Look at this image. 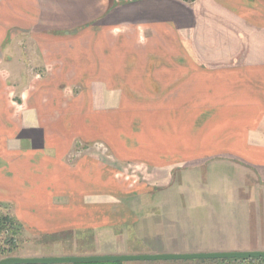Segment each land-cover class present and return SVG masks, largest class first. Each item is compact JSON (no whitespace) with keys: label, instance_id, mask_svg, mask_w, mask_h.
I'll return each mask as SVG.
<instances>
[{"label":"crops","instance_id":"crops-1","mask_svg":"<svg viewBox=\"0 0 264 264\" xmlns=\"http://www.w3.org/2000/svg\"><path fill=\"white\" fill-rule=\"evenodd\" d=\"M28 59L48 68L46 88L87 95L84 133L47 131L45 87L8 102L5 80ZM76 137L104 142L114 160L72 155ZM120 163L155 178L135 188ZM216 165L228 167L225 241L240 246L223 253L264 252V0H0V203L22 236L93 247L79 257L209 254L177 221L188 204L165 193Z\"/></svg>","mask_w":264,"mask_h":264},{"label":"rangeland","instance_id":"rangeland-1","mask_svg":"<svg viewBox=\"0 0 264 264\" xmlns=\"http://www.w3.org/2000/svg\"><path fill=\"white\" fill-rule=\"evenodd\" d=\"M29 51V48L23 46L20 47L16 53L21 56L22 54L27 55ZM19 66L21 67V71H19L20 76L5 80V82L8 83L7 98L11 105H23L21 101L23 99L26 101L30 96L29 93L23 94L24 91L30 90L31 92H35L39 87L43 89L48 82L51 83L52 81L51 78H48V68H46L45 64L38 63L34 68V64H30L28 59L27 62H23ZM36 72L40 74L39 78H36ZM44 89L46 94L43 96L42 102L44 104L42 105L45 108H52L51 110H47L44 116L46 120L44 125L47 131L55 128V133H57V130H61L71 136H77V133H84V131L80 129L83 128L82 125L87 123L85 120L93 119L88 110L87 102L89 98L87 95H80L78 93L79 89L75 87L67 88L64 95H58L55 93V91H57V86L54 84ZM60 102L74 103V105L71 106L72 108L70 110H62L60 108ZM24 104H26V102ZM56 124H58V126H56ZM110 152V148L104 142H84L77 137L75 138L74 148H72V155H100L101 153L104 163L114 160ZM121 164L122 163L119 165V180L124 183L135 182V188L150 184L155 178V176L148 173L147 167L143 164ZM217 167L215 171L209 169L208 166L204 167V169H198L199 171L193 170L191 174L185 175L183 178L179 177L178 180H176L177 182H175L176 184L165 193L167 199H177L188 204L177 210V212L180 211L178 214L180 217H177V221L179 222L181 220L180 222L183 223L181 224V230L185 232V240L189 243H198L197 241L203 244L207 243L206 246L213 248L209 250L214 251L208 253H223L227 252L225 248L229 247V245L232 247L238 246L233 243L227 244V241H225L228 237L227 234L229 230L226 227V223H224V212L228 209V207H226L228 203H231V197L228 192L221 190V186L223 185L224 178L222 172H227L226 169H228V167L226 165ZM230 177L237 179L241 176L237 174L235 177L232 175ZM250 181L253 182L252 179ZM192 200L195 201L194 204H196V202L198 203V207L189 206ZM229 208H231V206ZM169 209L172 211V208ZM171 214L172 216L175 215L173 212ZM6 216L15 219L13 206L0 203V222L5 221L4 218ZM13 231V228H11L8 223L0 225V261L7 258H49L50 255H58L53 257H79L83 256L81 253L87 251L86 249H93L91 246L71 248L69 246L64 247L62 244L43 245L41 244L42 242L36 238H31L27 234L23 236L21 234L16 235ZM208 263L264 264V262L253 263L239 260L230 261L228 263L208 261Z\"/></svg>","mask_w":264,"mask_h":264},{"label":"water","instance_id":"water-1","mask_svg":"<svg viewBox=\"0 0 264 264\" xmlns=\"http://www.w3.org/2000/svg\"><path fill=\"white\" fill-rule=\"evenodd\" d=\"M248 260L264 259V252L209 253L154 256H89V257H49V258H7L0 264H118L137 261H185V260Z\"/></svg>","mask_w":264,"mask_h":264},{"label":"trees","instance_id":"trees-1","mask_svg":"<svg viewBox=\"0 0 264 264\" xmlns=\"http://www.w3.org/2000/svg\"><path fill=\"white\" fill-rule=\"evenodd\" d=\"M180 1H183V2H195L196 0H180ZM5 221H1L0 222V225L3 224V223H8L10 224V227L13 228V232L16 234V235H19L21 234V227L19 225V223L16 221V219H12V218H9V217H5L4 218ZM230 261H238V260H223V261H217L219 263H228ZM239 261H250V262H253V263H259V262H264V259H246V260H239Z\"/></svg>","mask_w":264,"mask_h":264}]
</instances>
